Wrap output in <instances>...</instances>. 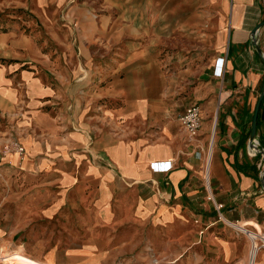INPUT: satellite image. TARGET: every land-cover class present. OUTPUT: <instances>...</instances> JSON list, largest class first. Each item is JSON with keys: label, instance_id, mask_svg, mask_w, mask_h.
<instances>
[{"label": "crops", "instance_id": "0c3cea01", "mask_svg": "<svg viewBox=\"0 0 264 264\" xmlns=\"http://www.w3.org/2000/svg\"><path fill=\"white\" fill-rule=\"evenodd\" d=\"M160 1L0 0V13L27 12L38 31L0 32V248L37 264H102L133 259L143 242L186 264H264V245L248 251L246 232L264 238L260 156L247 151L263 92L264 154V61L250 43L264 0H190L219 28L194 90L201 125L191 139L176 121L136 135L141 104L105 105L113 91L102 81L120 68L105 56L119 55L116 44L138 36L137 13ZM256 40L264 57V27ZM14 130L23 153L4 154ZM165 162L169 171L152 167Z\"/></svg>", "mask_w": 264, "mask_h": 264}, {"label": "rangeland", "instance_id": "374dc122", "mask_svg": "<svg viewBox=\"0 0 264 264\" xmlns=\"http://www.w3.org/2000/svg\"><path fill=\"white\" fill-rule=\"evenodd\" d=\"M198 1L195 0L194 5ZM207 13L205 6L195 9L190 0H161L159 5L143 7L141 14L137 13L135 22L138 36L135 39L122 38L116 44L120 48L116 50L119 55L109 53L105 56L104 62L108 66L114 65L111 60L120 64L119 70L108 73L106 81H102V85L107 83L109 92L113 91L105 105L112 108L128 101L141 104L142 119L135 122L144 124L137 127L136 135L156 130L165 121L177 122L178 114L191 104H197L194 90L200 82V74L210 59L218 54L215 37L219 28L216 19ZM28 20L32 21L27 12L3 9L0 13V32L17 26L19 32L32 37L38 31L33 27L27 28ZM129 51L139 52L138 57L133 58L132 54L126 53ZM208 120L212 123V113ZM210 152L211 147L206 166ZM121 233L120 240L124 241L126 233ZM247 244L250 245L248 238ZM248 255L249 252L247 259ZM135 257L103 260L102 264H186L187 255L181 258L172 256L168 248L161 251L158 246L141 242L135 247ZM235 261L238 264V260ZM0 264L37 263L21 252L4 246L0 248Z\"/></svg>", "mask_w": 264, "mask_h": 264}, {"label": "built area", "instance_id": "2783aa9c", "mask_svg": "<svg viewBox=\"0 0 264 264\" xmlns=\"http://www.w3.org/2000/svg\"><path fill=\"white\" fill-rule=\"evenodd\" d=\"M217 62L218 65H216V71L214 75H216V77H220L222 74L223 60L220 59ZM200 120V107H198L196 104H191L188 108L184 109V111L177 116V122L180 125L181 131L187 138L190 139L196 136L201 125ZM247 149V151L252 153L253 155L260 156L257 167L259 170L260 177L264 176V154L258 147L256 139H253V141L251 142V146H248ZM5 152H13L18 155H21V153H23L22 145L18 143L17 134H15L14 132H12L8 136L7 141L5 142L3 153L5 154ZM152 167L155 170L160 169L162 171H169L170 169V165L168 162H165L164 164H153ZM220 207V205H217V209H219ZM261 235L264 236L263 234ZM261 239L264 240L263 237ZM260 242L263 245L261 240Z\"/></svg>", "mask_w": 264, "mask_h": 264}, {"label": "water", "instance_id": "95a60500", "mask_svg": "<svg viewBox=\"0 0 264 264\" xmlns=\"http://www.w3.org/2000/svg\"><path fill=\"white\" fill-rule=\"evenodd\" d=\"M261 27H264V21L263 22H260V23H257L253 29L250 31V43H252V45L255 47V50L257 52V54L261 57V59L264 61V57L262 56L261 54V51H260V48L258 46V43H257V40H256V34L257 32L259 31V29ZM263 96V92L260 93L256 103L254 104L255 107H254V110H253V113H252V118H251V126H250V133H249V140H248V146H251V142L253 141V139L256 138L255 136V133H256V124H257V121H256V117H257V111H258V108H259V102L261 100ZM261 180L263 181L264 180V176L261 177Z\"/></svg>", "mask_w": 264, "mask_h": 264}, {"label": "bare ground", "instance_id": "6f19581e", "mask_svg": "<svg viewBox=\"0 0 264 264\" xmlns=\"http://www.w3.org/2000/svg\"><path fill=\"white\" fill-rule=\"evenodd\" d=\"M211 142H213V141H211ZM210 149V148H209ZM208 154H209V151H208ZM208 154H207V156H208ZM238 230H242V231H246L244 228H242L241 226V224H239V226L238 225H234ZM247 232V231H246ZM247 233H249L248 235H247V237H248V240H249V242H250V248H249V250L248 251H258V242L261 240L262 241V239H261V237L260 236H256L255 234H253V233H250V232H247ZM255 243H256V245H255ZM263 245H264V241H263ZM260 247V246H259ZM23 258V257H22Z\"/></svg>", "mask_w": 264, "mask_h": 264}]
</instances>
